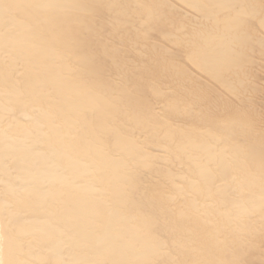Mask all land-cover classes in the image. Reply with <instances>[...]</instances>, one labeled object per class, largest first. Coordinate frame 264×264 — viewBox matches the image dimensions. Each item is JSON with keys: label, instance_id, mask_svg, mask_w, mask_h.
I'll return each mask as SVG.
<instances>
[{"label": "bare ground", "instance_id": "6f19581e", "mask_svg": "<svg viewBox=\"0 0 264 264\" xmlns=\"http://www.w3.org/2000/svg\"><path fill=\"white\" fill-rule=\"evenodd\" d=\"M0 264H264V0H0Z\"/></svg>", "mask_w": 264, "mask_h": 264}]
</instances>
